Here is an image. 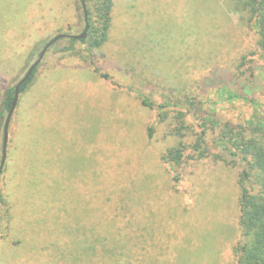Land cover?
<instances>
[{
    "label": "rangeland",
    "instance_id": "obj_1",
    "mask_svg": "<svg viewBox=\"0 0 264 264\" xmlns=\"http://www.w3.org/2000/svg\"><path fill=\"white\" fill-rule=\"evenodd\" d=\"M110 18L107 40L90 49L70 41L88 19L81 0H0V111L5 92L62 37L19 94L2 168L0 113V264H236L246 168L214 141L218 123L264 127L263 84L244 87L259 107L226 101L264 66L244 1L113 0ZM214 68L201 97L203 138L192 124L173 136L171 109L163 119L142 104L140 94L154 105L195 97ZM180 142L186 161L174 173L161 156ZM115 247L123 258L110 255Z\"/></svg>",
    "mask_w": 264,
    "mask_h": 264
},
{
    "label": "trees",
    "instance_id": "obj_2",
    "mask_svg": "<svg viewBox=\"0 0 264 264\" xmlns=\"http://www.w3.org/2000/svg\"><path fill=\"white\" fill-rule=\"evenodd\" d=\"M243 1L244 7L251 18L250 20L257 34L258 48L256 50L264 53V0ZM84 3L87 7L86 13L88 16V40H76L72 38L70 41L72 43L80 42L82 44L89 42L90 49H97L107 40L113 0H84ZM37 66L32 71L29 79L21 85L19 94L24 93L29 87L33 86L37 74ZM219 72L220 70L218 68H214L200 81L198 85L199 94L195 97L184 94L171 99L170 95H163V97L160 96L156 99L157 102H155V105L151 101H148L150 97L145 94H140L139 97L144 106L158 110L163 119L167 118V110L171 109L173 114V127L170 131L173 136L176 134L183 138L182 130L187 127L192 129L190 125L192 124L195 129L192 130L196 131V136L203 138L206 134L207 126L206 121L201 116L204 107V102L201 97L213 85L214 80H216V75ZM237 84L239 85L235 86L233 92L227 93L226 101L238 100L244 104H252L254 105L253 107H259L260 103L258 99L253 96L248 97L247 93L244 92V87L253 85L259 90L262 84L264 85V66L259 71L251 73L240 80L238 79ZM13 97L14 88L8 89L1 103L0 113L2 117L5 114L7 116L13 102ZM176 108L179 109L176 110ZM217 125L220 126L221 130L214 143L222 157L230 160H238L244 163L246 168L241 174L239 182L238 227L241 240L234 249L236 264H264V127L252 124L248 126L230 125L229 123H218ZM193 147L198 152L197 159L207 156L206 149L201 147L200 139L196 140V144ZM186 150L187 146L180 142L176 147L169 148L161 156V161L168 165L175 173V167H181L186 161ZM251 173L257 174L258 177L259 190L255 194L251 193L245 186L246 182L253 175ZM173 181L175 182V177ZM132 241L135 240H130V242L137 244V242ZM128 246L129 248L126 249L128 251H132L131 248H135L130 245ZM118 250L115 247L112 250L113 254L110 255L115 256L116 259L118 257L121 259L123 255Z\"/></svg>",
    "mask_w": 264,
    "mask_h": 264
},
{
    "label": "water",
    "instance_id": "obj_3",
    "mask_svg": "<svg viewBox=\"0 0 264 264\" xmlns=\"http://www.w3.org/2000/svg\"><path fill=\"white\" fill-rule=\"evenodd\" d=\"M81 4H82V7H83V10H84V15L86 17V12H85V3L83 0H81ZM86 25H85V29H84V32L82 35H79V36H75V37H72L73 39H76V40H82L85 38L86 36V31L88 29V25H87V22H85ZM62 37H56L55 39H53L52 41H50V43L47 45V47H49L51 44H53L54 42H56L57 40L61 39ZM46 47V48H47ZM46 48L44 49V51H42V53L39 55L38 57V60L29 68V70L27 71L26 75L24 76V78L22 80H20L16 86L14 87V97H13V102H12V105H11V108L6 116V120H5V124H4V129H3V158H2V163H1V168L3 166V163H4V159H5V149H6V144H7V140H8V128H9V124H10V121H11V117L14 113V110L16 108V105H17V102H18V97H19V91H20V87L21 85L26 82L29 77L31 76L32 74V71L34 70V68L40 63L41 59L43 58L44 56V53L46 51Z\"/></svg>",
    "mask_w": 264,
    "mask_h": 264
}]
</instances>
